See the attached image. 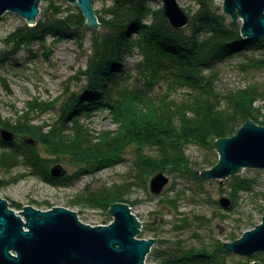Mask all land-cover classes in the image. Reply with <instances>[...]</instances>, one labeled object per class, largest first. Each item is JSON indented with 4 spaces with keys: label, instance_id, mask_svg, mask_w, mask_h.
Masks as SVG:
<instances>
[{
    "label": "trees",
    "instance_id": "16d2710c",
    "mask_svg": "<svg viewBox=\"0 0 264 264\" xmlns=\"http://www.w3.org/2000/svg\"><path fill=\"white\" fill-rule=\"evenodd\" d=\"M49 1L41 5L36 24L26 22L5 39L13 47L5 56L35 42H44L49 36L55 40L83 41L91 30V51L86 68L81 70L87 85L81 93L71 92L61 116L53 123L33 122L30 115L35 110L33 101L29 110L16 117H4L0 110V128H8L16 136L13 141L0 137L1 167L11 169L24 163L34 173L56 183L69 177L54 178L50 173L51 162L67 159L77 164L79 170L72 175L76 177L117 165L124 161L126 151L133 149L136 180L86 187L69 202V205L108 212L116 202L135 206L136 200L130 197L135 185L147 189L148 180L160 171L190 178L197 182V189H204L207 179L200 175V170L218 162L215 141L235 135L248 119L264 126V84L254 82L221 91L218 82L220 64L236 55L245 57L239 64L243 71L264 67V37L243 38L240 25L228 21L216 0H195L197 7H184L190 21L182 29L173 28L164 15L163 5L153 6V0H113L111 5L95 10L100 23L98 29L88 27L87 18L78 6L63 7ZM253 49L262 53L248 54ZM128 58H136L133 66ZM180 89L184 95L174 97ZM94 110L107 111L117 127L95 132L81 121ZM20 135L22 139H18ZM190 144L211 153L204 157L201 168L195 169L192 165L187 153ZM20 178L12 176L4 180V185ZM173 182L168 190L174 187L176 181ZM252 189L250 177L231 176L232 204L227 209L237 207L242 191ZM196 194L197 190L192 195ZM178 200L177 196L167 197V204L178 208ZM211 200L219 204V200L212 197ZM12 203L22 208L19 202ZM44 205L50 208L52 202L46 200ZM257 210L263 216L264 203ZM148 229L143 227L141 237L146 236ZM233 256L224 247V241L218 239L180 250L153 245L146 261L155 264L264 263V252L238 259Z\"/></svg>",
    "mask_w": 264,
    "mask_h": 264
},
{
    "label": "rangeland",
    "instance_id": "374dc122",
    "mask_svg": "<svg viewBox=\"0 0 264 264\" xmlns=\"http://www.w3.org/2000/svg\"><path fill=\"white\" fill-rule=\"evenodd\" d=\"M53 1L56 4H62L63 7L78 6L69 1ZM178 1L183 8L197 7L195 0ZM215 2L224 12V0ZM49 3V0H41L40 12L41 5L45 6ZM112 3L113 0H94L93 7L95 10H101ZM152 5L161 6L163 0H153ZM225 15L228 21H231V16ZM26 22V19L14 12H6L0 19V56H3V60H0V110L4 117H16L29 110L33 101L36 102L34 103L35 110L30 114L33 122L53 123L61 116L62 108L69 100L71 92L81 93L87 85L86 77L81 74V70L86 68L88 54L91 51L92 31H87L83 41L73 38L55 40L49 36L44 42H35L30 47L24 46L16 53L5 56L13 48L12 43L6 42L5 39L18 26ZM237 23L239 25L242 23L241 16ZM90 28L93 29V27ZM248 52L250 55L262 53L259 49ZM135 57L137 58V55ZM136 58H128L131 66ZM244 59V56L236 55L220 64L221 74L218 82L221 91L243 87L254 82L264 84V67L243 71L239 64ZM183 91L178 90L173 94L174 97H182ZM81 121L90 125L95 132L117 127L107 111L94 110L90 116H83ZM22 138L23 135L18 136V139ZM187 153L195 169L201 168L204 157L211 154L206 148L196 144H190L187 147ZM44 155L51 158L49 155ZM124 157V161L117 165L94 173H82L76 177L72 175L79 170L77 164L67 159L51 162L50 168L61 164L67 170L66 175L69 177L65 181L56 183L48 181L40 173H34L33 169L24 163L11 169L0 166V196L9 199V208H13L16 214H22L19 211L24 210L25 205H32L41 210L53 209V206H65L76 211L79 219L84 223L92 226L109 225L112 220L114 221L109 213L85 206L69 205V202L86 187L97 188L136 180L133 149H128ZM167 175L170 181L161 194L156 195L150 190V178L147 189L144 186L135 185L130 196L136 200L135 206L131 208L142 221V229L143 227L149 228L146 236L141 237L140 234L138 238L155 237L157 241L154 246L156 247L180 250L192 246L198 247L203 241L206 243H212L218 239L224 242L233 241L234 238L239 239L246 230L253 229L256 226L254 224L262 221V213L257 210V207L264 203L263 168L249 167L238 174L250 177L253 189L242 191L237 207L230 211L220 202L216 204L211 200V197L216 200L223 197L231 198L229 194L230 177L207 179L204 189H197V182L190 178L175 174ZM12 176H21V178L19 181L4 185V180ZM173 181H176L174 187L168 190L174 184ZM196 190L197 194L192 195L196 193ZM171 196L178 197V208L167 204V197ZM46 200L52 202L50 208L44 205ZM13 201L19 202L22 208L14 207ZM23 219L25 220L24 216ZM239 225L242 228H237ZM233 254V259L241 257ZM146 262L155 264L151 261Z\"/></svg>",
    "mask_w": 264,
    "mask_h": 264
},
{
    "label": "water",
    "instance_id": "95a60500",
    "mask_svg": "<svg viewBox=\"0 0 264 264\" xmlns=\"http://www.w3.org/2000/svg\"><path fill=\"white\" fill-rule=\"evenodd\" d=\"M40 1L0 0V19L6 12H14L34 25L40 14ZM63 1L78 5L87 18V25L100 28L94 0ZM163 10L173 28L182 29L189 24L190 17L178 0H163ZM223 11L234 23L242 17L243 38L264 37V0H224ZM0 132L4 140L16 138L8 128H1ZM29 142L35 141L29 139ZM215 147L219 160L212 168L201 170L205 179L229 178L249 167L264 169V126L252 119L235 135L217 139ZM50 173L54 178H61L67 170L56 164ZM169 181V175L157 172L150 179V190L161 194ZM219 202L225 208L232 204L228 197L220 198ZM9 207L8 200L0 196V264H147V255L157 241L155 237L138 238L142 221L126 202L110 206L107 213L114 221L109 225L95 226L82 222L76 211L65 206L41 210L25 205L19 211L22 214H16ZM224 247L240 256L264 252V214L253 229L246 230L239 239L224 242Z\"/></svg>",
    "mask_w": 264,
    "mask_h": 264
},
{
    "label": "built area",
    "instance_id": "2783aa9c",
    "mask_svg": "<svg viewBox=\"0 0 264 264\" xmlns=\"http://www.w3.org/2000/svg\"><path fill=\"white\" fill-rule=\"evenodd\" d=\"M138 219H139V218H138ZM112 221H113V220H112ZM112 221H111V222H112Z\"/></svg>",
    "mask_w": 264,
    "mask_h": 264
}]
</instances>
